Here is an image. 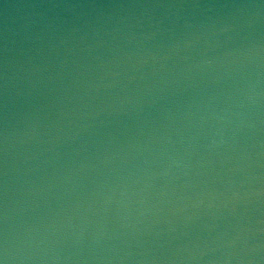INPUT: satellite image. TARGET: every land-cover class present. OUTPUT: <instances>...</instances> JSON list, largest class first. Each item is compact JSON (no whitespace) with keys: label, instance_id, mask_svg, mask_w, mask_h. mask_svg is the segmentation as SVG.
Instances as JSON below:
<instances>
[{"label":"water","instance_id":"1","mask_svg":"<svg viewBox=\"0 0 264 264\" xmlns=\"http://www.w3.org/2000/svg\"><path fill=\"white\" fill-rule=\"evenodd\" d=\"M0 264H264V0H0Z\"/></svg>","mask_w":264,"mask_h":264}]
</instances>
